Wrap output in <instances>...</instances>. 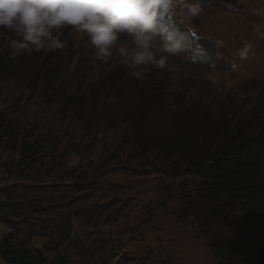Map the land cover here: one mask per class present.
Returning a JSON list of instances; mask_svg holds the SVG:
<instances>
[{
    "label": "rangeland",
    "instance_id": "rangeland-1",
    "mask_svg": "<svg viewBox=\"0 0 264 264\" xmlns=\"http://www.w3.org/2000/svg\"><path fill=\"white\" fill-rule=\"evenodd\" d=\"M200 5L202 11L195 18L189 19L186 10L179 9L173 17L180 32L191 37L189 48L184 45L180 55L169 57L176 71L149 66L143 79L132 78L117 50L121 45L131 46L125 34L113 47L112 57L102 62L94 58L95 50L85 33L65 27L61 39L66 46L57 50L64 67L47 101L25 92L16 81L0 83L5 105H20L29 130L43 133L49 143L55 141L57 151L68 152L64 162L68 167L63 169L78 170L90 181L99 182L94 193L88 187L90 181H85L83 189L73 188L84 181H62L53 174L56 161L47 165L51 169L42 176L41 184H65L74 191L56 193L54 203L46 199L43 207L48 208L47 213L26 212L24 219L18 220L19 234L30 238L29 247L43 248L53 227L63 228L70 221L71 242L60 243L57 233L56 249L46 253L49 259L60 256L65 264H120L119 260L125 261L124 254H129L137 260L123 264H215L216 251L199 231L193 232L201 216L185 208L187 198L196 199L193 183L197 177L183 174L185 170H181L182 176L175 175V162L168 167L169 161L164 164L150 152L142 161L135 158L130 162L127 156L138 154L119 140L129 136L125 125L115 132L97 130L99 123V127L112 125L122 119L121 113L133 105L131 94L141 92L135 90L139 86L150 88L147 94L162 103L148 128L163 125L175 135L178 119L183 117L187 126L188 121H194L197 126L211 128L198 139L201 145L209 142L216 125L241 128L256 114L264 98V0H200ZM11 35L15 34L0 28V49L8 45ZM86 91L88 101L96 104L88 119L64 105V95ZM262 109L256 118L260 129L264 105ZM105 115L112 118H108L110 122ZM18 157L0 147V187L31 182L16 178ZM175 160L173 157L170 162ZM8 231L0 224V241ZM49 247L55 245L50 242ZM245 252L253 255L258 250ZM222 263L226 264L223 259ZM0 264L9 263L0 256Z\"/></svg>",
    "mask_w": 264,
    "mask_h": 264
},
{
    "label": "trees",
    "instance_id": "trees-1",
    "mask_svg": "<svg viewBox=\"0 0 264 264\" xmlns=\"http://www.w3.org/2000/svg\"><path fill=\"white\" fill-rule=\"evenodd\" d=\"M9 38L16 37L11 35ZM59 52L56 50L51 53L17 55L8 46L1 48L0 83L7 85L10 80L16 81V85L25 92L31 93L39 100L47 101L49 92L60 79L64 67V63L58 59L61 57ZM139 87L135 90L141 92L131 94L133 105H129L121 113L122 119L112 125L107 123L106 126L99 127V123L97 130L115 132L124 129L125 125L129 136L119 140L126 144L127 149H132L134 154H138L137 157L127 156L130 162L135 158L142 161L150 152L164 164L169 161L166 165L168 167L175 162L172 166L175 175H181V170H185L183 174L197 177L198 180L193 183L196 186V199L187 198L185 208L194 209V213H197L198 217L201 216L193 232L199 231L211 250L216 251L215 264H223L222 259L226 264H264V124L260 129L256 120L259 112L263 110L264 98L263 102L259 101L256 114L240 125L241 128H233L230 124L223 125V128L216 125L212 136L208 138L209 142L201 145L198 139L211 128L197 126L194 121H188L190 124L187 126L183 117L178 119L175 135L169 134L163 125L155 129L148 128L153 122L151 117L162 107V103L156 96L147 94L146 91L150 88ZM42 88L45 89L40 91ZM96 97L94 95L95 99ZM64 105L72 108L75 113H80L81 118L88 119L89 110H93L96 104L88 101L86 91L83 94L64 95ZM19 107L18 104L5 105V97L3 101L0 95V147L19 156L16 178L31 179L27 184L16 182L0 187V224L9 228L0 241V256L9 264H65L60 256L51 260L46 253L56 249L54 238L57 233L60 243L71 242L69 240L73 232L70 221L65 222L63 228L53 227L50 231L52 236H47L49 242L43 248L29 247L30 238H21L17 223L18 220L24 219L26 212L47 213L48 208L43 207L44 202L46 199L52 203L56 202V193L74 191L70 186H64L65 184H41L40 179L51 169L47 168V165H53L56 161V168L52 169L53 174L62 181H84L82 184H74L73 188H85L90 178L78 170H64L63 167H68V164L64 163L69 157L68 152L57 151L55 141L49 143L47 138L44 139L43 133L29 130L30 124L22 118L23 111L19 110ZM105 117L112 119L107 115ZM58 152L60 155L57 160ZM111 154L112 158H117ZM173 157L176 160L170 162ZM88 187L94 193L99 187V182L91 180ZM233 226H237V229H233ZM50 242L55 247L50 248ZM252 248H256L258 252L248 255L245 250ZM123 259L124 262L119 260L118 263L137 260L129 254H124Z\"/></svg>",
    "mask_w": 264,
    "mask_h": 264
},
{
    "label": "clouds",
    "instance_id": "clouds-1",
    "mask_svg": "<svg viewBox=\"0 0 264 264\" xmlns=\"http://www.w3.org/2000/svg\"><path fill=\"white\" fill-rule=\"evenodd\" d=\"M177 9L189 19L202 11L200 0H0V28L15 34L7 46L20 55L64 49L61 32L71 27L87 35L102 62L125 34L131 46L117 50L129 76L143 79L149 66L176 71L169 57L180 55L185 36L173 20Z\"/></svg>",
    "mask_w": 264,
    "mask_h": 264
},
{
    "label": "bare ground",
    "instance_id": "bare-ground-1",
    "mask_svg": "<svg viewBox=\"0 0 264 264\" xmlns=\"http://www.w3.org/2000/svg\"><path fill=\"white\" fill-rule=\"evenodd\" d=\"M169 26H171V25H169Z\"/></svg>",
    "mask_w": 264,
    "mask_h": 264
}]
</instances>
